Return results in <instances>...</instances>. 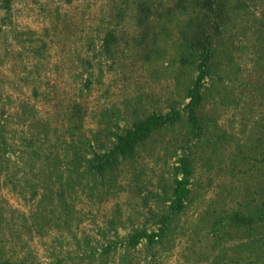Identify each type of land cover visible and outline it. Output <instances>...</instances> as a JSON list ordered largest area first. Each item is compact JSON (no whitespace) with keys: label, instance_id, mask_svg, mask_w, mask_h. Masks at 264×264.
<instances>
[{"label":"rangeland","instance_id":"rangeland-1","mask_svg":"<svg viewBox=\"0 0 264 264\" xmlns=\"http://www.w3.org/2000/svg\"><path fill=\"white\" fill-rule=\"evenodd\" d=\"M135 1L11 0L0 10L1 262L264 264V49L254 44L250 18L264 12V0H245V11L231 8L212 40L194 108L197 128L183 107L196 71L178 63L176 49L185 17L169 23L160 53L140 63L126 45L135 31ZM107 31L115 36L110 54L101 49ZM72 100L83 113L69 138H90L86 157L110 148L112 135L135 117L176 109L180 118L93 180L81 162L72 171L62 170L63 163L46 168L40 154L46 144L35 143V157L27 141L33 129L12 113L18 101H28L51 118L48 151L57 161L60 130L74 124L65 108ZM180 156L188 162V191L182 210L170 213ZM57 176L73 180L62 199L55 194ZM233 213L253 222L238 227ZM164 216L155 243L123 246L134 230L157 232Z\"/></svg>","mask_w":264,"mask_h":264},{"label":"trees","instance_id":"trees-1","mask_svg":"<svg viewBox=\"0 0 264 264\" xmlns=\"http://www.w3.org/2000/svg\"><path fill=\"white\" fill-rule=\"evenodd\" d=\"M37 3V0H31ZM60 4H69L71 0H55ZM11 0H0V10L7 11L9 9ZM247 5L245 0H136L132 12L133 25L135 26L134 34L130 37L128 50L132 51L135 59L140 63L148 62L153 56L160 53L159 42L167 37L169 31V23L177 16L185 17V22L182 27L177 30L178 42L176 43L178 52V63L190 67L194 65L196 74L192 79L190 86L186 91L187 102L184 104L186 112V121L192 128H197V122L194 115V108L200 100V87L201 82L207 75L213 52L211 49L212 40L220 34L221 28L229 21V10L231 8H239L245 11ZM245 15L247 12H243ZM118 15V14H117ZM254 22V30L256 38L254 44L260 45L264 49V34H261L260 27L264 26V12L258 18L250 17ZM40 49L44 45V41L38 40ZM115 42V36L111 31L105 32L102 41L101 49L106 54L111 53V47ZM37 54V51L35 52ZM24 102V103H23ZM74 102V100L69 103ZM12 113L15 115L16 121L19 124H28L26 128H32L34 135L27 138V141L33 144L31 153L37 157L35 143L38 141L39 145L46 146L43 149L42 160L45 162V167L48 169H55L62 164V170L70 169L75 170L74 163L84 164L87 173L92 175V179L102 177L104 172L115 169L119 164L129 161L133 157L137 146L142 145L150 135L163 128L164 126L179 120L178 110L171 109L166 113H148L141 117H135L129 123V126L122 129L121 132L113 134V139L110 148L102 152H89V156H84L86 147L90 145V138H86L80 134L77 140L69 138L72 130L79 131L82 107L78 103L66 104V118L74 122L66 128L60 130L62 134L59 138L62 147V155L57 158V161H51L54 152L48 151L50 147V135L53 130H50V117H42L36 111L33 105L28 101H18ZM70 105V106H69ZM0 111V115H1ZM51 119V118H50ZM59 131V132H60ZM72 137V136H71ZM40 138V139H39ZM178 165L176 166L177 174L179 177L174 179L173 186L171 187V200L168 205L170 213H176L182 210L184 206V199L187 194L188 184V162L184 156L177 159ZM57 176L55 194L64 197V193L69 190L73 184V180L62 179ZM62 196V197H61ZM259 218V217H258ZM167 216H164L161 226L157 232H145L134 230L128 234L124 241L123 246L127 248L135 247L139 241L143 240L147 245L155 243L156 237L163 233V227L167 222ZM230 220L236 226H245L253 222L250 216H243L238 213H233ZM264 220V219H263ZM106 249V248H105ZM0 264H10L7 261H0Z\"/></svg>","mask_w":264,"mask_h":264}]
</instances>
